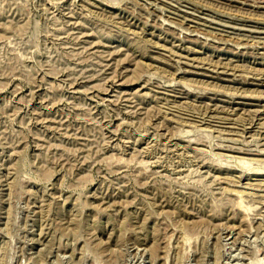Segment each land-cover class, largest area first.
<instances>
[{"label":"rangeland","instance_id":"1","mask_svg":"<svg viewBox=\"0 0 264 264\" xmlns=\"http://www.w3.org/2000/svg\"><path fill=\"white\" fill-rule=\"evenodd\" d=\"M0 264H264V0H0Z\"/></svg>","mask_w":264,"mask_h":264}]
</instances>
